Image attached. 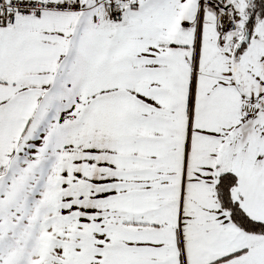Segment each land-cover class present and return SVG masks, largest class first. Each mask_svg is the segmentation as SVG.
I'll use <instances>...</instances> for the list:
<instances>
[{
    "label": "snow or ice",
    "instance_id": "snow-or-ice-1",
    "mask_svg": "<svg viewBox=\"0 0 264 264\" xmlns=\"http://www.w3.org/2000/svg\"><path fill=\"white\" fill-rule=\"evenodd\" d=\"M0 264H264V0H0Z\"/></svg>",
    "mask_w": 264,
    "mask_h": 264
}]
</instances>
